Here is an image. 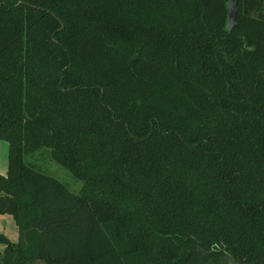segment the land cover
Returning <instances> with one entry per match:
<instances>
[{
    "label": "trees",
    "instance_id": "1",
    "mask_svg": "<svg viewBox=\"0 0 264 264\" xmlns=\"http://www.w3.org/2000/svg\"><path fill=\"white\" fill-rule=\"evenodd\" d=\"M228 1L0 0V264H264V0Z\"/></svg>",
    "mask_w": 264,
    "mask_h": 264
},
{
    "label": "rangeland",
    "instance_id": "2",
    "mask_svg": "<svg viewBox=\"0 0 264 264\" xmlns=\"http://www.w3.org/2000/svg\"><path fill=\"white\" fill-rule=\"evenodd\" d=\"M0 141L6 145L5 148L0 146V172L6 173L8 167V141L2 138H0ZM27 159L44 172L61 179L72 191L79 192L81 190L84 181L74 176L68 168L53 159L46 148L32 155H27ZM0 231L9 236L11 240L15 241L18 239L19 228L12 213L0 212Z\"/></svg>",
    "mask_w": 264,
    "mask_h": 264
},
{
    "label": "water",
    "instance_id": "3",
    "mask_svg": "<svg viewBox=\"0 0 264 264\" xmlns=\"http://www.w3.org/2000/svg\"><path fill=\"white\" fill-rule=\"evenodd\" d=\"M238 11V0H229L228 1V26L230 28L233 27L235 20H236V15Z\"/></svg>",
    "mask_w": 264,
    "mask_h": 264
},
{
    "label": "crops",
    "instance_id": "4",
    "mask_svg": "<svg viewBox=\"0 0 264 264\" xmlns=\"http://www.w3.org/2000/svg\"><path fill=\"white\" fill-rule=\"evenodd\" d=\"M0 146H1V148L3 147V148H5V143L3 142V143H1V141H0ZM8 165V164H7ZM8 168V167H7ZM18 236H19V233H18Z\"/></svg>",
    "mask_w": 264,
    "mask_h": 264
},
{
    "label": "built area",
    "instance_id": "5",
    "mask_svg": "<svg viewBox=\"0 0 264 264\" xmlns=\"http://www.w3.org/2000/svg\"><path fill=\"white\" fill-rule=\"evenodd\" d=\"M4 248V244L0 242V251Z\"/></svg>",
    "mask_w": 264,
    "mask_h": 264
}]
</instances>
